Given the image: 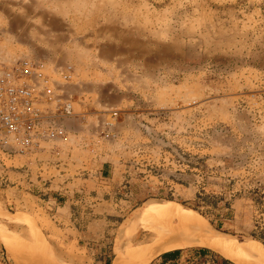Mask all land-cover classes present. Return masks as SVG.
I'll list each match as a JSON object with an SVG mask.
<instances>
[{"label": "rangeland", "instance_id": "374dc122", "mask_svg": "<svg viewBox=\"0 0 264 264\" xmlns=\"http://www.w3.org/2000/svg\"><path fill=\"white\" fill-rule=\"evenodd\" d=\"M0 64L77 112L37 155L0 162V232L24 254L9 262L112 264L122 241L159 237L139 224L155 203L263 244L264 0H0ZM168 242L145 264L225 258Z\"/></svg>", "mask_w": 264, "mask_h": 264}, {"label": "built area", "instance_id": "2783aa9c", "mask_svg": "<svg viewBox=\"0 0 264 264\" xmlns=\"http://www.w3.org/2000/svg\"><path fill=\"white\" fill-rule=\"evenodd\" d=\"M21 72V71H20ZM22 73V72H21ZM0 64V162L19 154L37 155L65 134L62 120L77 115L71 100L48 101L36 84ZM0 264H10L0 253Z\"/></svg>", "mask_w": 264, "mask_h": 264}, {"label": "bare ground", "instance_id": "6f19581e", "mask_svg": "<svg viewBox=\"0 0 264 264\" xmlns=\"http://www.w3.org/2000/svg\"><path fill=\"white\" fill-rule=\"evenodd\" d=\"M144 221L153 222H151L153 225L151 228V233L153 235L156 234L159 237L154 239V242L148 245H126L122 241V244L119 248V253H117L118 255L113 261V264H145L153 258V252L155 250V247H157L161 243H166L167 241L170 242L160 246V250H171L173 248H180L182 246H188V244L195 243V245L198 244L203 247H208L215 251H218L219 253L223 254L226 258L233 260L238 264H264L263 244L254 241L241 242L233 236H229L227 234L215 230L202 218L196 217L191 213L187 212L186 210L173 206L171 207L165 203H155L151 206L145 207L139 224H142ZM132 222L134 221H131V223ZM124 230V233L128 232L126 231L128 230L127 228ZM123 236L125 235L123 234ZM176 238L180 239L176 240ZM13 241L14 240L11 238V236L2 234L0 232V243L3 246L4 251L6 250V252H9V254L15 251L14 249L18 244H14ZM19 245L21 246V244ZM16 249L18 250V248ZM28 249L30 250V248ZM24 253H26V251H24ZM14 254L17 255L18 252H14ZM5 255L7 257L6 260L9 261V258L6 253ZM23 255L20 254V258ZM25 255L27 256V253ZM31 255L35 256L31 253L28 258ZM37 258H40L36 257V260L39 262ZM18 260L20 259L18 258ZM18 260L16 259V261ZM43 261L44 264H47V261L45 262V259Z\"/></svg>", "mask_w": 264, "mask_h": 264}, {"label": "trees", "instance_id": "16d2710c", "mask_svg": "<svg viewBox=\"0 0 264 264\" xmlns=\"http://www.w3.org/2000/svg\"><path fill=\"white\" fill-rule=\"evenodd\" d=\"M196 198L198 200V204H203L206 207H208L210 212H214L213 210H221V207L219 205L220 200L222 199L219 196L216 195H210V194H206L204 192H199L196 195ZM228 206V203H225L223 206ZM195 210H198L199 212H201L198 209V205L193 207ZM203 214V212H201ZM215 215H219L220 213L216 212L214 213ZM211 223H213L211 221ZM221 228V223L220 225H218V229ZM251 236L254 237L256 240L262 242L264 244V227H261L260 225H257L256 229H254L251 233ZM201 255L205 256L208 252L209 249H198V251ZM183 251L181 249L178 250H173V251H168L165 252L161 255V264H175L178 259L180 258V256L182 255ZM222 264H234L232 261L228 260V259H223Z\"/></svg>", "mask_w": 264, "mask_h": 264}, {"label": "water", "instance_id": "95a60500", "mask_svg": "<svg viewBox=\"0 0 264 264\" xmlns=\"http://www.w3.org/2000/svg\"><path fill=\"white\" fill-rule=\"evenodd\" d=\"M0 249L3 251V254H4V257H5V259L7 258L6 257V255H5V251H4V249H3V246L1 245V243H0ZM217 252V251H216ZM217 253H219V252H217ZM219 254H221V253H219ZM225 257V256H224ZM226 258V257H225ZM228 259V258H227ZM230 260V259H229ZM230 261H232V260H230ZM233 262V261H232ZM10 264H13V263H11L10 262ZM113 264V263H112Z\"/></svg>", "mask_w": 264, "mask_h": 264}]
</instances>
